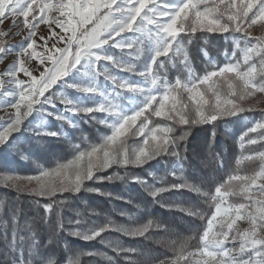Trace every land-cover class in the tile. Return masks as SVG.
I'll use <instances>...</instances> for the list:
<instances>
[{
  "label": "snow or ice",
  "instance_id": "1",
  "mask_svg": "<svg viewBox=\"0 0 264 264\" xmlns=\"http://www.w3.org/2000/svg\"><path fill=\"white\" fill-rule=\"evenodd\" d=\"M52 12L58 13L63 19H49L46 14ZM161 17L166 19H160ZM6 21L9 23L6 24ZM42 22L54 23L65 35L53 33L55 40L48 52L37 55L33 51L30 54V58L34 57L41 64L49 65L40 72L38 79L24 66V57L29 49L34 48V41L27 42L26 45L22 43L13 49L5 47L0 40V59L13 52L18 57L17 65L5 73L12 77L9 83L15 85V88L0 92V96L12 97L7 104L15 109L7 120L0 121V148L13 147L11 142L16 138L14 134L21 131L25 121L34 113L42 117L51 116L61 124L67 123L70 126H73V122L67 114H82L85 122L96 121L105 125L111 129V134H104L101 142L89 144L83 149L80 144L74 145V156L66 163H57L54 168H41L35 176L18 178L35 181L36 194L39 196H54L57 192L79 193L82 189L98 192V189L86 187L85 181L113 179H130L139 183L154 201L159 194L166 191L188 189L198 192L199 188L188 183L155 186L140 176L128 177L127 173L124 176H97L96 173L113 165L123 168L142 167L150 161L167 156L175 158L171 174L178 176L183 172L184 159L179 142L186 136L172 135L174 127L171 125L156 124L150 127L151 116L171 121L172 125L209 124L252 111L251 108L245 109L240 102L257 92L264 93V39L256 38V43H252L248 39L251 34L247 31L258 22L264 25V0H239V3L237 0H219V3L215 0H168L165 4H158L156 0H0V25L4 26L0 28V38L13 34V29H19L22 24L23 29L27 30L25 41H31L36 28ZM87 25L92 26L89 28ZM145 25L151 27L146 30ZM198 31L228 33L236 45L230 56L225 52L226 62L222 65H217L209 58L208 63L212 67L206 69L202 75L196 74L191 67L183 37L180 36L184 33L188 36V43H191ZM123 33L132 35H122ZM116 37L120 39L117 40ZM60 41L64 42V46L57 47ZM109 48L132 49L137 56L144 51L148 53V61L137 72L134 65L125 64L111 55ZM237 50L240 55H237ZM173 51L184 54L180 63L188 73L187 78L177 76L174 83L159 75V70L165 69V62L159 58L167 57L172 60L169 53ZM202 51L205 56L208 55L205 50ZM102 61L111 63L121 71L138 74L143 78L142 84L112 75L101 64ZM18 71L28 75L30 82L15 78ZM73 72L83 73L86 83H69L67 77ZM100 76L111 82V93L102 92L98 87ZM3 83L0 80V87ZM57 84L100 99L91 106H83L66 95H45ZM124 92L132 94L123 97L124 100L132 102L131 106L121 102ZM56 99L64 105L61 112L49 110L56 107ZM95 113L106 115L101 118ZM257 132V137H249L245 141L249 133ZM33 135L59 138L62 133L34 130ZM129 137L142 140L138 146H129ZM239 140L241 148L245 142L255 145L264 141V119L247 128ZM256 159L260 160L258 170L250 175H230L215 187V193L211 196L215 208L207 219V227L199 236L200 246L194 252H189L186 251V242L181 243L173 258L160 260L158 264H180V261H187L190 256L197 257L195 264H264V238L257 237L258 230H264V151L243 156L236 163L239 165L242 160ZM149 175L154 174L149 172ZM163 180V177L159 178L161 183ZM230 196H239V202L229 203L227 197ZM55 203L53 201L42 205L44 212L50 214ZM59 204L63 205L64 201H59ZM19 211L17 207L11 218L17 228L20 225L17 220ZM188 214L198 215L195 211H188ZM79 215L77 212V217ZM120 215L125 213L121 212ZM199 218L204 219L203 216ZM239 220L249 224L242 232L234 230V225ZM44 222H49L47 215ZM68 223L80 225L82 221L77 218L74 221L70 219ZM153 226L166 227L149 219L147 223L139 226L125 227L109 222L86 231L70 230V234L90 241L111 229L126 236L144 237ZM24 228L28 230L30 237L35 236L36 229L31 222H26ZM57 228H63L59 212ZM237 240L239 258L231 254L233 249L226 247V244L235 245ZM114 250L136 251L119 244L114 246ZM105 258L112 260V257ZM39 259L40 264H53L51 259ZM27 264L34 262L29 260ZM69 264H80L79 257L70 260ZM145 264L153 262L145 261Z\"/></svg>",
  "mask_w": 264,
  "mask_h": 264
},
{
  "label": "trees",
  "instance_id": "2",
  "mask_svg": "<svg viewBox=\"0 0 264 264\" xmlns=\"http://www.w3.org/2000/svg\"><path fill=\"white\" fill-rule=\"evenodd\" d=\"M219 3V0H215ZM239 3V1H237ZM251 15V13H250ZM240 35V34H236ZM185 43V51L189 57V63L195 73L202 75L206 69H210L208 59L211 58L217 65L225 63V52L231 55L236 47L228 33L197 32L188 43V36L180 34ZM243 47V44H241ZM207 52V56L203 51ZM116 59L125 64L134 65L138 72L148 61V53L140 52L137 56L132 49L109 51ZM237 55H240L237 50ZM172 60L167 57L159 59L165 62V69L159 70V75L169 82L175 81L177 76L187 78L188 73L180 63L184 54L169 53ZM155 67V66H154ZM109 73L113 72L107 65ZM119 77L128 81L142 78L134 72L121 71L118 68ZM80 79V78H79ZM78 77L73 81L80 83ZM70 82V81H68ZM84 83V82H82ZM98 87L104 89L111 82L98 78ZM66 95L74 102L91 106L97 102L95 97L85 96L75 89L53 87L45 95L58 93ZM163 91V89H161ZM259 93L247 97L241 101L245 109L251 100ZM132 96L124 92L121 102L130 106V101L123 97ZM56 107L49 108L53 112L63 110L59 99L55 100ZM48 107V106H46ZM237 117H227L213 121L209 124L172 125L171 121L151 116V126L156 124L171 125L174 127L172 135L186 136L180 141L183 172L178 176L171 174L174 157H160L150 161L142 167L128 168L112 167L97 172V176H140L149 184L166 186L171 183H188L200 191H166L159 194L155 201L144 191L139 183L130 179L112 181L89 180L85 181L86 187L98 189V192L81 190L79 193L57 192L54 196H39L36 194L37 185L24 187L16 185L19 177L35 176L39 169L54 168L57 163H66L74 156V145L80 144L81 149L89 144L99 143L104 134H111V129L96 121L85 122L82 114L68 118L73 126L67 123L61 124L51 116L42 117L34 113L33 118L39 122L46 120L42 128L35 126L34 119L25 121V126L20 132L15 133V139L11 142L13 147L0 148V264H27L32 260L34 264H40L39 258L51 259L53 264H69L70 260L79 257L80 264H145L152 261L158 264L160 260H170L177 254L181 243L186 242V251L194 252L200 246L199 236L207 227V219L215 208V202L211 196L215 193V187L219 186L228 176L233 174L250 175L260 167V160H242L237 165V159L264 150V141L255 145L245 142L240 147L239 137L257 121L264 119V109L251 108ZM103 118L105 113H95ZM34 130H46L61 132V137H37ZM213 131L215 135L213 136ZM20 133L21 136H17ZM257 133H249L245 141L251 137H257ZM142 138L129 137V146H138ZM149 172L154 175L150 176ZM163 177V183L159 178ZM110 193L111 195H104ZM207 194V195H206ZM229 203L239 202V196L227 197ZM55 201L53 211L50 214L44 212L42 205ZM59 201H64L63 205ZM19 208L17 220L20 223L17 228L12 223V214ZM185 209V210H181ZM188 211H195L197 216H191ZM57 212L63 220V228H57ZM77 212L80 214L77 217ZM123 212L125 215H120ZM48 216V223L44 217ZM199 216H203L201 220ZM81 219L80 225L69 224L68 221ZM149 219L165 225V228L153 226L144 237H131L122 233L106 230L100 237L85 241L81 237L73 236L70 230L86 231L91 227L104 226L111 222L125 227L139 226L147 223ZM26 222H31L35 229V236L30 237ZM195 237V239H193ZM51 240V243L48 241ZM119 244L124 248H132L133 252H117L114 246ZM91 253V255H89ZM105 257H112L109 261ZM189 258V257H188ZM186 264L185 261H180Z\"/></svg>",
  "mask_w": 264,
  "mask_h": 264
},
{
  "label": "rangeland",
  "instance_id": "3",
  "mask_svg": "<svg viewBox=\"0 0 264 264\" xmlns=\"http://www.w3.org/2000/svg\"><path fill=\"white\" fill-rule=\"evenodd\" d=\"M239 1V0H237ZM119 2V0H118ZM168 0H156V3L158 4H165L167 3ZM247 2V0H245ZM49 19L56 17L63 19L62 17H59L58 13L52 12V13H47L46 14ZM21 20L23 19L22 17L20 18ZM160 19H166V17H161ZM9 23V21H6V24ZM92 25H87L86 27H91ZM3 25H0V28H3ZM148 27H151L150 25H145V29L147 30ZM247 31L251 34L248 39L252 43H256V38L264 39V25H262L260 22H258L256 25H252L250 28L247 29ZM19 32L20 34H15ZM53 33H59L60 35H65L59 28L55 26L54 23H47V22H42L38 25V27L35 30V35L31 38V41H25L24 37L27 35V30L23 29V25L21 24L19 29H13V34H10L7 37H2L0 40L4 42L5 47L13 48L16 49L18 48L19 45L22 43L26 45L27 42H33L34 41V48L28 50V54L25 55L24 57V66L32 73V76L36 77L37 79L40 76V72L43 71L44 67L49 66L46 64H41V62L32 57L30 58V54L35 51L37 55L43 54L48 52V49L51 47L52 43L55 40V37L53 36ZM70 35V34H69ZM122 35H128L131 36L132 34L130 33H123ZM137 38H139V34H137ZM117 40H119V37H116ZM47 40V43L45 41ZM64 46V42L60 41V43L57 45V47H62ZM107 47V46H105ZM111 49L117 50V51H124L127 50L128 48H109V51ZM52 51H55V49H52ZM18 57L15 55V53H11L8 55H4L2 59H0V80H2L3 86L0 87V92H3L5 89L7 90H12L15 88V85L10 84L9 81L12 79V77L5 75L7 70L11 67H14L17 65ZM101 64L107 65L113 69V72L111 73L112 75L117 76L118 78L119 75L117 72H119L117 67H114L111 63L108 62H101ZM117 70V72H116ZM78 77V81L80 83L84 82L86 83V78L83 73H76L73 72L67 77V81H70L69 83H73V81ZM17 79L24 80L25 82H30V77L26 75L23 71H18L16 73ZM130 82L136 83V84H142L143 78L131 80ZM53 87L59 88L60 85H54ZM52 87V88H53ZM112 84L106 86L104 89H101L102 92L105 93H111L112 92ZM60 94V91L58 92ZM259 93V92H258ZM85 95V94H84ZM87 96V95H85ZM97 100L100 99V97H95ZM12 97H4L0 96V121L2 120H7L10 115H12L15 112V109H12L10 106H8L7 101L11 100ZM131 101H130V106H131ZM251 108L255 109H264V93H259L256 98H253L249 104ZM62 107L64 108V105L62 104ZM70 114V113H69ZM71 115V114H70ZM106 115V114H105ZM31 119H34L33 116H30ZM30 117L28 119H30ZM35 120V126L37 128H42L45 125L46 120L43 122H39L38 120ZM17 136H21L20 133L17 134ZM264 151V150H263ZM16 185L19 186H24V187H34L36 186L35 181H18ZM249 227V224L244 221V220H239L236 222L234 225V230L238 229L239 231H244ZM258 238H264V230H258L257 233ZM226 247L233 249L232 255L236 256L239 258L240 253H239V241L237 240L235 242V245L233 244H226ZM197 257L195 256H190L187 261H185L186 264H195ZM180 264H183L180 262Z\"/></svg>",
  "mask_w": 264,
  "mask_h": 264
}]
</instances>
